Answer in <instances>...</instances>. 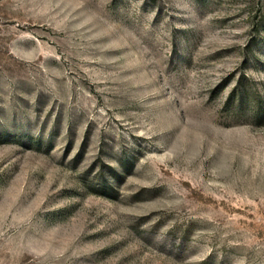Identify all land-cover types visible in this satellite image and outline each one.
<instances>
[{
	"label": "rangeland",
	"instance_id": "obj_1",
	"mask_svg": "<svg viewBox=\"0 0 264 264\" xmlns=\"http://www.w3.org/2000/svg\"><path fill=\"white\" fill-rule=\"evenodd\" d=\"M0 264H264V0H0Z\"/></svg>",
	"mask_w": 264,
	"mask_h": 264
}]
</instances>
